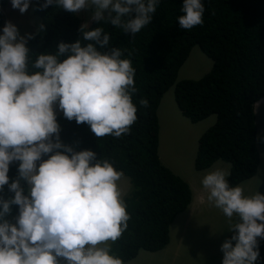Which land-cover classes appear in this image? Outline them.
<instances>
[{
	"label": "clouds",
	"instance_id": "obj_1",
	"mask_svg": "<svg viewBox=\"0 0 264 264\" xmlns=\"http://www.w3.org/2000/svg\"><path fill=\"white\" fill-rule=\"evenodd\" d=\"M161 2L10 0L20 14L33 4L37 11H90L92 23L133 37L152 23ZM35 6L33 15L39 17ZM182 12L177 18L181 29L203 24V0H183ZM44 30L41 24L37 31ZM35 32L19 31L6 19L0 28V193L5 186L11 193L0 195V264H123L111 244L130 220L119 185L124 174L96 152L65 144L57 114L86 124L97 138L129 133L138 119L136 70L103 26L85 23L75 42H60L54 51L39 55L28 47ZM139 105L147 108L149 102L140 99ZM13 164L14 179L9 176ZM229 176L214 168L201 180L208 201L230 223L232 235L221 245V264H258L264 193L245 195L242 184L231 185ZM13 206L18 214L9 220Z\"/></svg>",
	"mask_w": 264,
	"mask_h": 264
},
{
	"label": "trees",
	"instance_id": "obj_2",
	"mask_svg": "<svg viewBox=\"0 0 264 264\" xmlns=\"http://www.w3.org/2000/svg\"><path fill=\"white\" fill-rule=\"evenodd\" d=\"M9 3L10 0H0V28L5 24L4 9ZM203 3V24L191 30L178 25L183 0H162L152 23L134 37L108 24L90 26H103L109 31L113 46L121 48L122 58L130 59L136 70L138 91L133 102L138 107V119L129 133L119 138H97L86 124L77 125L63 114L58 116L65 144L109 159L133 184L125 198L130 215L128 229L111 244L123 264L134 261L142 250H164L170 244L171 226L193 201L188 181L165 167L160 159L158 111L172 88L179 110L192 123L217 117L215 126L200 139L196 170L204 172L220 161L229 163L232 170L228 179L233 186L258 175L262 161L259 148L264 151V133L257 137L256 127L257 105L264 100V0ZM36 8L35 15L41 18L45 30L37 31L28 43L33 55L54 51L58 43L80 38L83 22L77 13L54 7L43 11ZM196 47L212 60V71L201 80L178 82ZM140 99H147L149 107H141ZM16 169V164L10 166V178H16ZM0 195H11L7 186ZM12 211L16 216L17 206ZM260 252L258 264H264V241H260Z\"/></svg>",
	"mask_w": 264,
	"mask_h": 264
},
{
	"label": "rangeland",
	"instance_id": "obj_3",
	"mask_svg": "<svg viewBox=\"0 0 264 264\" xmlns=\"http://www.w3.org/2000/svg\"><path fill=\"white\" fill-rule=\"evenodd\" d=\"M34 6L35 4L29 8L31 11L20 14L9 3V6L5 9L6 21L15 24L19 31H24L25 29L37 31L42 20L40 17H34ZM78 15L82 19L83 24L89 23L90 26L93 24L90 20V11H81ZM212 69V60L199 47H196L193 50L191 60L182 68L178 82L181 80H201ZM261 102L259 114L258 116L256 115L257 137H260L264 133V100ZM60 113L62 112H58L57 115H60ZM158 116L160 121L159 153L162 164L191 184L196 181V185H198L207 173L198 172L195 168L200 139L209 129L215 126L217 117L212 116L199 124L192 123L183 116L177 106L175 88H172L164 97L158 111ZM259 151L262 161L258 169V175L254 179L244 182L241 186L244 189L245 195L250 196L257 191L264 193V151L261 148H259ZM221 165H225V170L231 174L232 166L230 164L222 162ZM217 168L222 167L219 166ZM119 185L123 197L127 196L133 188L131 180L125 175H123ZM195 197L197 198V194ZM208 203L210 202L208 201ZM211 209V206H202L201 210L197 213L200 217V223L191 220L190 225H202L205 229V234L214 232L213 236L207 239H190V235H187V240L185 242L181 241L179 244L174 237L164 250L159 252L142 250L139 256L128 264H210L209 260L212 255L210 245L220 242L226 234L228 225H230L221 210L211 214ZM13 217L12 211L6 218L12 220ZM185 221L186 217L180 218L174 225H186L184 224ZM232 222L234 223L235 220ZM211 225H215L217 229ZM178 237L181 238L180 235Z\"/></svg>",
	"mask_w": 264,
	"mask_h": 264
},
{
	"label": "crops",
	"instance_id": "obj_4",
	"mask_svg": "<svg viewBox=\"0 0 264 264\" xmlns=\"http://www.w3.org/2000/svg\"><path fill=\"white\" fill-rule=\"evenodd\" d=\"M181 75V72H180ZM179 75V77H180ZM190 76V75H188ZM262 102L259 103L257 105V116L259 114V110H260V106H261ZM222 162H218L216 163L210 170L217 168L219 166H221L223 169H225V165H221ZM209 171V170H208ZM206 171V172H208ZM192 191H193V202L191 204V206L189 207V209L182 215H180L178 219L180 218H184L186 217V221L184 222V224L186 225H174L176 222L172 225L171 228V241L172 239H174V237L177 239V243L179 244L181 241H186L187 240V235H190V239L193 238H198V239H207L211 236L214 235V232H212L211 234H205V229L202 227V225H190L191 220L200 223V217L197 215V213L201 210L202 206H211L212 209L210 210L211 214L219 211V209H217L212 203H208L207 201V192L206 190L203 189L201 182L197 184L196 181H194L192 184L188 181ZM243 185V184H242ZM241 185V186H242ZM197 194V198L195 197V195ZM220 216V215H219ZM214 226L216 228L215 225H211ZM230 225H228V228L226 230V234L224 236V238L218 242V243H213L212 245H210V249L212 251V255L210 257V264H221L222 258H223V254L220 251L221 245L224 242V240L227 238L228 234L230 232H228ZM175 228V231H174ZM217 229V228H216ZM177 232V233H176ZM178 235L181 236V238L178 237ZM170 241V243H171Z\"/></svg>",
	"mask_w": 264,
	"mask_h": 264
}]
</instances>
